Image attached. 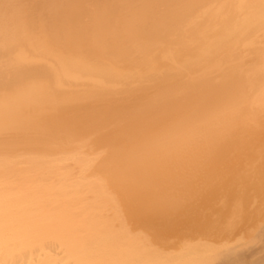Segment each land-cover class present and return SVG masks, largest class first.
<instances>
[{"label":"bare ground","instance_id":"1","mask_svg":"<svg viewBox=\"0 0 264 264\" xmlns=\"http://www.w3.org/2000/svg\"><path fill=\"white\" fill-rule=\"evenodd\" d=\"M18 157L81 172L132 239L108 258L264 264V0H0Z\"/></svg>","mask_w":264,"mask_h":264},{"label":"rangeland","instance_id":"2","mask_svg":"<svg viewBox=\"0 0 264 264\" xmlns=\"http://www.w3.org/2000/svg\"><path fill=\"white\" fill-rule=\"evenodd\" d=\"M41 165H34L20 158L0 162V183L3 185L5 198L3 213L10 209L14 211L24 207L33 208L27 211L24 217L6 213L5 218H0V222L4 225L2 234H22L18 233V228L13 225L23 224L22 226H25L37 220L39 216L32 220L26 215H39L43 206L49 203L40 217L56 216V222L59 224L67 223L77 229L72 234L87 235L77 240H70L79 244L78 247L80 246L74 250L62 244L53 248L21 250L19 254L23 260H19L22 264H76L77 261L94 257L97 253H103L108 258V256L131 250L128 245L132 242L130 233L128 235L124 232V226L120 225V219L117 215L115 216L114 210L112 211L102 196L94 188L88 186L84 178H81L83 177L81 172L75 174V169L68 170L64 166L48 168L47 164ZM39 191L41 193H38ZM112 242L119 243V246H114ZM257 250L260 251L255 254V257L264 258V248L260 247ZM0 251V255L2 253L4 255L7 251L16 253L19 250L0 245Z\"/></svg>","mask_w":264,"mask_h":264},{"label":"flooded vegetation","instance_id":"3","mask_svg":"<svg viewBox=\"0 0 264 264\" xmlns=\"http://www.w3.org/2000/svg\"><path fill=\"white\" fill-rule=\"evenodd\" d=\"M48 205L49 204L45 205L43 207V210L46 209ZM31 209L33 208H28V207L19 208L18 209L19 211L18 210L13 211L10 209V210H6L5 213L14 215L16 217L17 216L24 217L27 211ZM43 210L39 213V215L38 214L26 215V217H29L32 220L35 217L39 216V218L33 222H30L29 224L25 226H22L23 224L13 225L16 228H18V232L20 233L22 232V234H0V245L2 247L12 248L14 250L53 248V247L58 246L59 244H62L64 247L68 246L71 249H78L79 247L77 246V244H75L73 241H70V240L72 239L77 240L79 238H83L87 234H72V232H75L77 229L72 228V226L68 225L67 223L61 224L59 226V223L58 222L56 223V216L55 217L47 216V219H48L47 221L46 218L40 217L43 213ZM69 227H70V230H69Z\"/></svg>","mask_w":264,"mask_h":264},{"label":"snow or ice","instance_id":"4","mask_svg":"<svg viewBox=\"0 0 264 264\" xmlns=\"http://www.w3.org/2000/svg\"><path fill=\"white\" fill-rule=\"evenodd\" d=\"M4 203L3 185L0 183V217L3 215ZM3 227V223L0 222V234L3 232ZM0 264H13V262L0 261ZM76 264H132V262L107 258L103 253H97L93 258L79 260Z\"/></svg>","mask_w":264,"mask_h":264}]
</instances>
